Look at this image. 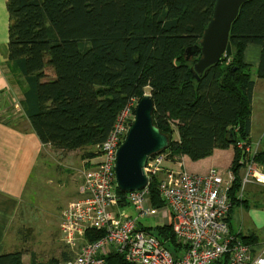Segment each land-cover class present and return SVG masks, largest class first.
<instances>
[{
  "label": "trees",
  "instance_id": "trees-1",
  "mask_svg": "<svg viewBox=\"0 0 264 264\" xmlns=\"http://www.w3.org/2000/svg\"><path fill=\"white\" fill-rule=\"evenodd\" d=\"M215 3L8 0L9 38L2 49L39 141L59 155L85 150L90 157L92 147L106 138L118 111L149 91L153 121L168 135L171 157L184 154L195 161L215 148L233 146L230 167L235 180L230 196L239 203L243 198L236 194L244 153L237 142L250 139L254 89L243 55L251 44L261 47L257 72L264 77V0L241 5L229 32L232 54L195 76L194 65L201 58L197 46L212 20ZM188 48L190 54L185 53ZM48 66L54 71L49 72ZM83 80L94 85L89 102L82 95ZM212 93L222 96V102L210 100ZM255 158L264 161V151ZM155 179L150 184L152 200L163 205ZM157 229L158 236L178 252L173 227L165 224ZM247 235L241 240L255 243V233ZM23 254V250L2 253L0 264H23ZM104 264L131 263L111 252Z\"/></svg>",
  "mask_w": 264,
  "mask_h": 264
},
{
  "label": "rangeland",
  "instance_id": "rangeland-1",
  "mask_svg": "<svg viewBox=\"0 0 264 264\" xmlns=\"http://www.w3.org/2000/svg\"><path fill=\"white\" fill-rule=\"evenodd\" d=\"M179 28V30H182L181 27ZM250 47L259 49L260 54L261 47L251 44L247 46L243 55L244 61L250 65L249 73L250 77L254 80V89L256 84L261 83L257 86V90H261L264 86V77L260 76L257 72L261 57L257 65L254 61H249L247 55L250 52H247V50ZM0 52L4 53L2 48ZM44 54L46 58L49 57L48 50H46ZM212 64L206 66L202 72H196L195 76L204 73ZM47 69L49 72L50 69L54 71L52 66H48ZM10 85L18 84H14L12 81ZM17 87L18 88L11 87L12 90L8 92L11 98L10 109L12 113L11 117H5V115L0 114V123L2 124L7 125L13 117L25 119L30 123L25 115L22 104L23 92L19 85ZM81 89L83 98L88 102L91 101L94 85L83 80ZM259 93H261V91H259ZM147 94L151 95L149 91L144 95ZM208 95L210 100L216 103L222 102V96L218 97L215 93ZM4 100L5 96L0 95V109H2ZM139 100L130 99L118 111L106 138L92 147L91 150L93 154L90 157L85 156V150H73L67 155H59L51 146L40 142V146L42 145L43 148L40 154V160H38L34 170H32V175L26 180L22 194L17 196V212L13 220V225L10 228L12 239H10V243L6 240L4 241V245H11V247L8 248L10 250H5L2 253L13 250H23L24 253L27 251V254L32 253L35 256L32 258L30 256L29 264H32V262H36L37 264H49L51 260L54 262L52 264H63L71 258L67 246L65 245L67 244L69 247L74 246L78 251L84 254V258L77 261L78 264H104L105 257L111 252L121 254L124 260L131 264H139L140 257L146 255L154 257V261L157 259L159 260L160 250L156 244L150 241V238L168 243V241H163L158 236L157 228L165 224L169 225V223L172 222V217H167L168 213L165 212V218H162V220L158 219L160 213H157V210L161 209L163 211V207L153 202L148 183L143 188L122 191L118 186L115 171L118 149L125 140L134 122V113ZM262 110H264V108H262V105L257 101L255 106L253 105L252 96L251 126L253 116L254 119H259ZM119 132H124L126 136L121 141L119 147L117 146L115 148L114 155L112 156L106 147V143L111 135ZM176 134H178V130L176 124L173 123V135ZM166 136L168 137V135ZM242 144L243 141L237 142L238 147ZM168 148L169 146L160 152L148 156V159L151 160L150 162H156L158 158L161 159L159 167L156 170L158 173L154 175L152 179L151 174H146L149 183H153L154 177L156 178L155 181L158 183L159 175L164 178L165 176L168 177L169 174H173L175 177L184 178L185 184H189L190 188H193L197 185V181L200 186H203L210 172H215L219 175L222 174L223 176L226 175L224 178H228L226 172L230 169H228L229 166H227L226 163H231L229 159L230 156L232 159L234 152L232 145L226 148H215L208 156L195 161L184 154H180L176 156V158L171 157L170 149L167 151ZM194 163L201 166V169L204 171L195 170L196 167L193 166ZM231 172H233V170ZM93 173L100 174L101 182L94 183L92 181L91 176H93ZM234 180L235 177L226 193L233 207L236 205V202L233 201L230 196V189ZM207 187L205 189L199 188L200 193L204 194L208 189ZM246 187L247 185L244 187L242 186L241 180L239 191L236 194L239 198H243ZM144 190H146V193L142 197L141 192ZM157 193L162 200H166V198L169 197L168 194H170L158 187ZM93 201L95 202L93 214L95 216L100 213L105 215L109 218L108 222L98 219L82 221L75 216L76 209L87 207L88 204ZM152 208L155 209V213L153 214L150 213ZM236 210L235 207L234 211L236 212ZM113 221H118L121 225H124V230L127 235L132 240H137L139 237L140 242L133 247L130 245L126 246L121 242V246L125 248L124 250L113 243L107 246L101 245L96 248V244L107 235L108 224ZM243 221L244 219L240 215L233 217L232 224L235 230L232 226L230 227V234L233 237L240 238L246 235L238 232L239 224ZM150 227H152V229H149ZM263 229L264 226H257L256 229L257 235L261 238L264 237ZM248 233L249 232H247V234ZM177 242L179 252L171 251L170 246L167 244L165 247L169 256L173 255L176 259L183 257L181 251L184 248L179 239H177ZM243 242L245 243V241ZM72 243H74V245ZM245 244L251 245L248 243ZM32 247H35L39 251L30 252L29 250H33ZM231 249L232 244L229 243L225 257L214 260L210 264H227V259L231 257ZM151 250L156 253H153ZM74 260L75 258L71 261ZM22 263L24 264L23 257Z\"/></svg>",
  "mask_w": 264,
  "mask_h": 264
},
{
  "label": "built area",
  "instance_id": "built-area-1",
  "mask_svg": "<svg viewBox=\"0 0 264 264\" xmlns=\"http://www.w3.org/2000/svg\"><path fill=\"white\" fill-rule=\"evenodd\" d=\"M125 136L124 132H119L111 135L107 140L106 147L112 156L115 148L119 147ZM160 161L161 159L158 158L156 162H148L145 171L146 174H151V179L158 173L156 170ZM92 175L91 179L94 183L101 182L100 174L93 173ZM227 177L224 178L215 172H210L203 186H200L197 181V185L193 188H190L189 184H185L184 178L175 177L173 174L165 176L160 183H157L158 188L170 193L169 197L163 200L164 204L161 205L164 212L158 209L157 213L165 216V212H167V217H172L174 220V233L184 244L181 251L183 257L176 259L171 253L169 256L165 249L166 244L169 245L168 243L150 238V241L159 248L160 258L154 261V257L151 255L141 256L139 264H210L214 260L225 257L229 243L232 244V249L227 264H264V242L253 252L250 245L245 244L241 237L235 238L230 234V227L227 225L226 219L231 202L226 193L234 178L233 172H229ZM241 180L243 187L248 184L264 186V162H257L248 168H243ZM150 184L151 182H148L149 187ZM206 187L208 188L206 192L200 193L199 188L205 189ZM145 193L146 190L141 192L142 197ZM94 206L95 202L93 201L87 207L76 209L75 216L82 221L98 219L108 222L109 218L105 215L100 213L95 216L93 214ZM150 213H155V209L152 208ZM121 242L126 246L133 247L140 242V238L132 240L125 232L124 225L113 221L108 224V233L96 244V248L113 243L124 250ZM72 244L74 245V243ZM65 245L71 258L63 264H78L77 261L84 258V254L74 246ZM170 250L174 251L171 247ZM73 258L75 260L71 261Z\"/></svg>",
  "mask_w": 264,
  "mask_h": 264
},
{
  "label": "crops",
  "instance_id": "crops-1",
  "mask_svg": "<svg viewBox=\"0 0 264 264\" xmlns=\"http://www.w3.org/2000/svg\"><path fill=\"white\" fill-rule=\"evenodd\" d=\"M9 23L10 17L7 10V0H0V50L8 42ZM247 52H250L247 55V59L254 61L256 65L259 64L261 57L260 50L250 47ZM12 81L9 64L7 65V58L4 53L0 52V95L5 96L0 114L5 115V117H11L12 113L10 109L11 98L8 92L12 90L11 87L18 88L17 85H10ZM260 84H256L254 89L253 105L255 106L257 101L264 108V86L261 90H257V86ZM263 117L264 110L261 111L259 119H254L253 116L250 132L251 142L256 143L264 137ZM23 120L25 119L13 117L7 125L0 123V253L10 250L8 248L11 245H4V241L9 242L12 239L10 228L13 225L17 212V196L22 194L24 184L28 177L32 175V170H34L36 163L40 160V154L43 151L42 145L40 146L41 143L32 131L30 123L27 120ZM261 148H264V142ZM229 161H231V156ZM226 165L229 166V162ZM193 166L196 167L195 170L204 171L196 163ZM260 192L264 196L263 186L255 184L247 185L243 199L233 207L231 217L233 229L232 219L240 215L244 221L240 222L238 232L246 235L247 232L251 231L255 233L256 241L250 245L253 252L264 242V237L261 238L256 233L257 226H264V197L262 195L259 196ZM235 207L237 209L236 212L234 211ZM162 218H165V216L160 215L158 217L159 220H162ZM32 248L33 250H29L30 252L39 251L35 247ZM30 256L34 257V254H27V251L24 253V264H29Z\"/></svg>",
  "mask_w": 264,
  "mask_h": 264
},
{
  "label": "water",
  "instance_id": "water-1",
  "mask_svg": "<svg viewBox=\"0 0 264 264\" xmlns=\"http://www.w3.org/2000/svg\"><path fill=\"white\" fill-rule=\"evenodd\" d=\"M248 0H216L213 17L203 31L200 44L201 58L194 65L197 73L223 56L232 54L229 32L241 5ZM190 54V48L186 49ZM153 100L144 95L137 103L134 122L118 149L115 164L118 186L122 191L143 188L148 183L145 164L150 154L169 146V139L153 121Z\"/></svg>",
  "mask_w": 264,
  "mask_h": 264
},
{
  "label": "bare ground",
  "instance_id": "bare-ground-1",
  "mask_svg": "<svg viewBox=\"0 0 264 264\" xmlns=\"http://www.w3.org/2000/svg\"><path fill=\"white\" fill-rule=\"evenodd\" d=\"M169 139V138H168ZM264 142V137H262L259 141H257L256 143L254 142H251L250 139H249V142H246V141H243V144L239 146V148L242 149L243 153H244V157L241 161L242 163V166L243 168H248V166H250L251 164H255L257 162H264L263 160L261 159H257L255 158V156L260 152V151H264V148L262 149L261 148V145L263 144ZM247 148H249V150H247ZM151 161L147 158V161H146V164H145V167L144 169L146 168L148 162ZM116 164V163H115ZM228 170L226 172V174H228L229 172L232 171V167H230V164H229V167H228ZM146 172V171H145ZM222 177H225L221 174ZM163 180L162 176H158V183H160L161 181ZM205 183V182H204ZM232 207L231 206L228 210V217L226 219V223L229 227H231V217H232ZM169 225H171V227H173L174 225V220L172 219V222L169 223Z\"/></svg>",
  "mask_w": 264,
  "mask_h": 264
}]
</instances>
